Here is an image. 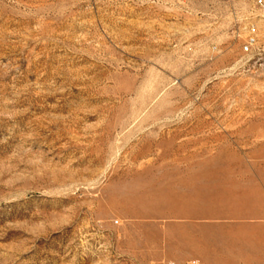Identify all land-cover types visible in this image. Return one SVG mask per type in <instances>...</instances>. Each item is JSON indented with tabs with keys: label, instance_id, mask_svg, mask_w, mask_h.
Returning a JSON list of instances; mask_svg holds the SVG:
<instances>
[{
	"label": "rangeland",
	"instance_id": "obj_1",
	"mask_svg": "<svg viewBox=\"0 0 264 264\" xmlns=\"http://www.w3.org/2000/svg\"><path fill=\"white\" fill-rule=\"evenodd\" d=\"M0 264H264V13L0 0Z\"/></svg>",
	"mask_w": 264,
	"mask_h": 264
},
{
	"label": "built area",
	"instance_id": "obj_2",
	"mask_svg": "<svg viewBox=\"0 0 264 264\" xmlns=\"http://www.w3.org/2000/svg\"><path fill=\"white\" fill-rule=\"evenodd\" d=\"M253 8L264 13V0H246ZM257 44V38L254 34L250 33L246 36L243 45V50L245 52H250L253 47Z\"/></svg>",
	"mask_w": 264,
	"mask_h": 264
},
{
	"label": "crops",
	"instance_id": "obj_3",
	"mask_svg": "<svg viewBox=\"0 0 264 264\" xmlns=\"http://www.w3.org/2000/svg\"><path fill=\"white\" fill-rule=\"evenodd\" d=\"M210 220V218H207V221H209Z\"/></svg>",
	"mask_w": 264,
	"mask_h": 264
}]
</instances>
